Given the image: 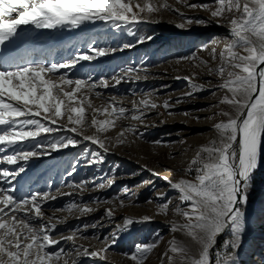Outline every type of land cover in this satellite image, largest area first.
<instances>
[{
    "label": "snow or ice",
    "instance_id": "snow-or-ice-1",
    "mask_svg": "<svg viewBox=\"0 0 264 264\" xmlns=\"http://www.w3.org/2000/svg\"><path fill=\"white\" fill-rule=\"evenodd\" d=\"M183 2L187 4V0ZM188 6L209 11L218 26H223L219 25L220 20H227L229 35L224 38L223 49L219 52L215 47L210 49L211 60H218L219 64L215 68L206 60H200L199 64L207 69L208 75L219 78L221 83L215 87L225 92L213 107L227 105L231 111L220 108L216 113L226 119L213 125L216 136L199 146L184 169L186 176L194 174L192 179L182 177L172 181L163 177L169 187L178 192L180 203L170 209L169 200L159 208L163 214L171 210L181 217L182 222L172 223L171 231L182 232L197 246L196 253H193L188 245L173 237L164 256L168 264H238L237 253L246 231L244 208L254 187L255 174L264 162V0H213L212 5ZM161 9L175 11L184 18L178 9L156 0H0V46L16 39L23 26L78 29L86 22L101 21L110 23L114 29L127 28L129 35H135L128 26L148 22ZM193 22L206 23L187 19L188 24ZM177 26L185 27L184 24ZM144 39L140 37L138 42ZM130 46L124 45L125 48ZM89 50L97 56L106 54L102 48L90 47ZM110 51L115 52L116 49ZM92 58L81 53L60 63L33 61L15 64L16 58L0 54V153L3 154L0 155V165L17 166L11 170L8 167L0 169L3 185H9H0V264H61V261L69 264V259L71 264H78L82 257L103 259L102 253L106 248L90 250L76 243L77 239H88L80 229L70 230L69 235H61L60 239L53 237L58 225L66 223V219L57 218V223H52L53 217L45 216L43 205L57 199L56 196L49 192H32L17 197V189L11 183L25 171L18 161L26 162L32 157L48 154L38 151L43 147L40 143H36L32 150L21 147L29 140H36L42 133L63 128L108 152L107 138H102L101 133L114 128L121 118L142 120L144 111L140 106L144 110L158 107L151 93L134 102L132 109L125 108L115 97L105 105L95 107L88 93L97 88L96 83L58 75L60 69H69L81 60ZM122 71L129 78H141L138 74L132 75L137 73L134 67ZM52 76H57V79H52ZM121 78L114 77L116 84L121 82ZM184 79L189 81L190 90L183 97H194L205 90L204 85L194 82L195 77ZM100 86L107 88L110 85L102 81ZM95 96L99 97L101 93L95 92ZM163 106L170 107L167 101ZM86 109H91L90 123L86 119ZM98 115H106L107 118L101 120ZM64 118L71 127L58 125L53 128L42 123L43 120L57 125ZM86 127L94 128V134L84 135ZM134 131L131 127H123L119 137ZM78 144L79 140L73 137H62L50 142L48 147L55 151ZM84 151L95 162H103L100 151L88 148ZM152 174L158 175L155 172ZM82 183L86 188L88 181ZM75 187L81 188V185ZM97 187L104 188L105 185ZM160 195L163 198L166 194ZM120 205L123 206L122 200ZM66 209L69 213L76 211L80 215L97 210L74 202L69 203ZM105 216L114 218V210L106 209ZM149 221V217H144L143 221L125 217L123 225H118L116 230L124 231L130 225ZM103 226V223L97 222L84 227ZM225 233L228 238L217 248L218 237ZM92 238L100 239L97 236ZM112 240L115 241V232ZM61 241L70 243L71 248L55 247ZM156 246L155 243L137 245L130 258L135 264H144Z\"/></svg>",
    "mask_w": 264,
    "mask_h": 264
},
{
    "label": "rangeland",
    "instance_id": "rangeland-1",
    "mask_svg": "<svg viewBox=\"0 0 264 264\" xmlns=\"http://www.w3.org/2000/svg\"><path fill=\"white\" fill-rule=\"evenodd\" d=\"M156 2H166L172 9L183 13L184 18L175 11L161 9L154 13L148 22L129 25L135 35H129L127 28L114 29L110 23L86 22L80 28L74 29V35L64 43L62 40V43L58 42L56 49L51 52L52 63H60L81 53L93 57L91 60H81L69 69H60L58 75L65 74L72 79L96 83L97 88L88 93L95 107L105 105L115 97L125 108L132 109L134 102L144 98L145 94H152L151 98L158 107L144 110L143 106H140L144 111L142 120L121 118L114 128L101 133L102 138H107L108 152L121 156L103 152L96 145L83 141L80 136L63 128L52 133H42L36 140H29L21 146L32 150L36 143H40L43 147L38 151L48 154L32 157L26 162L18 161V165H22L25 171L11 182L17 189L15 195L23 197L32 192H49L56 196L57 199L43 205L45 216L53 217L52 223H57V218L66 219V223L58 225L53 237L60 239L61 235H69L70 230L80 229L88 239H77V244L89 247L90 250L106 248L102 253L103 259L82 257L79 258L78 264H135L130 257L136 251V246L149 243H155L157 246L144 264H168L164 253L159 252L168 250L173 237L178 240V232H172V226L169 225L182 222V218L174 215L171 210L163 214L159 206L170 200V209L174 208L180 203L179 194L176 190L173 191L167 182H158L148 172L153 171L172 181L182 177L192 179L194 174L186 176L184 169L195 156L199 146L207 144L216 136L213 125L226 119L216 113L220 108L231 111L227 105L213 107L225 92L218 91L215 87L221 83L219 78L208 75L207 69L199 64L200 60L208 61L213 68L219 64L218 60H211L210 49L215 47L217 52L223 49L224 38L229 35L227 20H220L219 25L223 26H218L217 20L210 16L209 11L188 6L205 3L212 5L213 0H187V4L183 0ZM188 18L206 23L188 24ZM180 24L185 27H178ZM41 30L37 39L47 41L48 29ZM140 37H145L143 42H138ZM125 44L131 46L125 48ZM90 47L105 49L106 54L97 56L94 51L89 50ZM111 49L116 51L112 52ZM128 67L136 68L137 73L132 75L138 74L141 78H129L122 71ZM114 77L123 78L116 84ZM184 77H195L194 82L204 85L205 90L196 93L194 97H183V94L190 90L189 81ZM52 79H57V76H52ZM102 81H107L110 86H100ZM95 92H100L101 96H95ZM178 99H181L180 103H177ZM165 101L169 103V108L163 106ZM97 118L102 120L107 117L98 115ZM86 119L90 123L91 109H86ZM42 123L49 127H58L47 121L42 120ZM57 125H67L66 118L59 120ZM123 127H131L135 131L125 132L121 138L119 133ZM94 132L92 127L83 129L84 135H92ZM62 137H73L79 140V144L55 151L48 147L50 142ZM85 148L100 151L103 162H95L91 155L85 153ZM177 150L179 151L176 152ZM124 157L128 160L134 159L138 164L131 160L129 162L123 159ZM3 167L11 170L17 166L0 165V169ZM84 181H88L86 188L82 183ZM100 184L105 187H97ZM0 185H3L2 179ZM76 185H81V188L75 187ZM160 194L166 195L161 198ZM263 195L264 162L255 174L254 187L250 190L249 202L244 208L245 213L252 217L253 229L250 237H242L237 253L238 264H264V202L261 206L257 204ZM121 200L123 206L120 205ZM73 202L97 210L85 215L76 211L69 213L66 206ZM109 208L114 210L112 219L105 216V210ZM150 213H153L152 221L135 223L124 231L116 230L118 225H123L125 217H148ZM138 221H143V218ZM97 222L103 223L104 226L84 227ZM93 236L100 239H93ZM227 238L228 234L220 240L217 248ZM55 247L70 249L71 244L61 241V244ZM191 250L196 253L197 246L195 245V251Z\"/></svg>",
    "mask_w": 264,
    "mask_h": 264
},
{
    "label": "bare ground",
    "instance_id": "bare-ground-1",
    "mask_svg": "<svg viewBox=\"0 0 264 264\" xmlns=\"http://www.w3.org/2000/svg\"><path fill=\"white\" fill-rule=\"evenodd\" d=\"M39 31H42V30L35 29L33 26H23L22 29L19 32V36L16 39H14L13 41L7 42L3 46H0V54H2L5 57H9L10 56V57L16 58L15 62L18 61L20 58H22L24 56H27V54L29 52H31L33 49L36 50V53H35L36 56H46V55L50 54L49 53L50 49L52 48V46L55 43H58L61 40L62 41L65 40V38L68 37V36H71L74 33L75 30L71 29V28H68V27H63V28H60V29H57V30L56 29H54V30L53 29H48L47 30V32H48V40L47 41H45V40L36 41L35 40V36L38 34ZM37 59H38V57L35 60H37ZM55 126H58V125H55ZM67 134H69V133H67ZM178 151L179 150H177L176 152H178ZM108 154L121 156L120 154L118 155L117 153H114V152H108ZM123 159L128 160V158H126V157H124ZM130 160L133 163L135 162V163L138 164V162L136 160L130 158L128 161L131 162ZM141 167L146 169V167L143 166V165H141ZM148 173L154 179H157V181L158 180H164L163 178H161V176L162 177H166V176H163V175L160 176V174L153 175L152 174L153 171H149ZM168 179L171 180L170 178H168ZM173 191H175V190H173ZM263 202H264V195L258 200L257 204L261 206L263 204ZM260 206H258V207H260ZM127 217L131 218L133 220H136V221H138L140 218L141 219L144 218V217H137V215H129ZM148 217L152 221L154 219L153 218V213H150V215ZM251 218H252L251 215L249 213H246V231L244 232L243 237H250V235H251V230L253 229V224L251 222ZM169 226H172V223ZM170 228H172V227H170ZM177 234H179L178 241L184 242L186 245H188L191 249H193L195 251V244L191 241L190 238H188L182 232H178ZM226 235H227V233H226ZM159 253H165V252H163V251L161 252L160 251Z\"/></svg>",
    "mask_w": 264,
    "mask_h": 264
},
{
    "label": "water",
    "instance_id": "water-1",
    "mask_svg": "<svg viewBox=\"0 0 264 264\" xmlns=\"http://www.w3.org/2000/svg\"><path fill=\"white\" fill-rule=\"evenodd\" d=\"M225 235H226V233L218 237L216 247H218L220 240H221Z\"/></svg>",
    "mask_w": 264,
    "mask_h": 264
}]
</instances>
